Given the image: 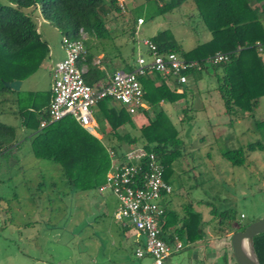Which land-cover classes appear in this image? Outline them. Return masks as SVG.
I'll return each instance as SVG.
<instances>
[{
  "label": "rangeland",
  "instance_id": "374dc122",
  "mask_svg": "<svg viewBox=\"0 0 264 264\" xmlns=\"http://www.w3.org/2000/svg\"><path fill=\"white\" fill-rule=\"evenodd\" d=\"M104 1V20L115 36L114 43L106 50L110 61L104 65L105 72L110 74L117 68L128 70L138 48L148 57L139 40L164 29L171 31L185 51L211 37L191 0L163 14L156 13V0H117L120 11L109 4L110 0ZM30 10L25 11L30 13ZM34 10L38 12L37 8ZM136 17L144 19L138 29ZM33 19L37 25V19ZM40 28L42 37L57 47L61 44L62 31L49 22L42 23ZM90 40L96 44L95 39ZM104 60L107 61V57L103 56ZM51 83L52 72L42 63L25 79L21 91L23 96L30 90L46 93ZM185 85L189 105L181 99L166 108L183 143L168 174L173 191L163 198V204L170 205L166 200L170 195L180 210L183 205L192 203L214 233H223L226 229L219 218L210 213L207 201L218 210L231 207L235 214L230 221L232 224L264 218V149L248 152L241 166L230 164L220 153L222 149L238 148L257 139L264 145V137L252 119L229 121L212 72L202 70L196 76L190 75ZM185 107L191 118L183 121ZM1 108L10 113L1 120L17 127L20 142L13 153L0 156V264H39V260L48 264H153L149 256L134 257L132 238L114 219L118 202L112 192L72 191L57 163L32 154L30 130L20 126L18 114H11L10 109L15 111L16 105L7 102L1 104ZM149 113L132 116L136 124L134 132L149 123L152 112ZM255 115L264 118V97ZM93 116L95 130L101 132L105 123L97 105L93 106ZM104 141L109 143L106 138ZM112 143L117 142L113 139ZM35 221L42 224L37 237H34L36 231L27 225ZM28 239H38L40 247L30 246ZM189 249L185 244L170 260L186 264Z\"/></svg>",
  "mask_w": 264,
  "mask_h": 264
},
{
  "label": "trees",
  "instance_id": "16d2710c",
  "mask_svg": "<svg viewBox=\"0 0 264 264\" xmlns=\"http://www.w3.org/2000/svg\"><path fill=\"white\" fill-rule=\"evenodd\" d=\"M156 1V13L163 14L189 0ZM191 1L198 17L211 34L209 40L188 51L182 48L168 29L153 35L151 40L162 53L173 51L186 60L198 61L202 68L186 70L184 73L188 76H196L202 70L212 72L229 121L252 119L254 126L264 137V118L255 115V109L264 97V0ZM109 4L116 11L121 10L117 0H110ZM28 8H37L38 14L62 31L67 39H79L81 29L86 32L89 38L83 42L87 53L83 61H78V65H87L83 77L91 84L106 76L92 64V57L97 52H103L104 57L109 59L106 50L114 43L115 36L104 20V0L0 2V105L7 102L16 105L14 113L20 116V126L30 130L28 137L32 154L36 158L57 163L72 191L87 192L98 190L105 182L110 168L107 146L119 151L123 144L143 145L160 159L164 168L163 177L169 182L168 174L180 155L183 140L163 104H174L184 99V103L189 105L186 99L187 86L176 81L171 86L156 72L152 76L148 73L140 75L144 98L149 106L144 114L152 112V117L138 132H134L136 124L132 115L120 102L110 98L101 99L96 104L105 123L101 132L96 131L99 136L90 133L71 116L40 127L41 120L48 119L46 108L50 93L28 91L23 96L21 89L15 91L3 84V81L27 79L48 56L47 42L37 31L32 14L25 11ZM90 39H95L96 44ZM217 52L225 54L226 58L217 63L206 64V59ZM131 67L129 64L127 69ZM183 112L185 119L182 120H190L186 107ZM104 138L109 141L108 144L113 139L117 143L108 145ZM19 142L17 127L0 118V156L13 153L19 147ZM263 149L262 140L257 139L245 146L222 149L220 153L230 164L241 166L244 165L248 152ZM207 205L211 206L210 213L218 217L219 222L225 226V234L244 230L254 221L232 224L230 221L235 214L231 207L218 210L209 201ZM203 224L202 213L195 210L190 202L183 205L181 211L167 208L160 222L161 236L169 242L177 236L185 242L193 243L203 239ZM253 244L259 263L264 264V232L254 236Z\"/></svg>",
  "mask_w": 264,
  "mask_h": 264
},
{
  "label": "built area",
  "instance_id": "2783aa9c",
  "mask_svg": "<svg viewBox=\"0 0 264 264\" xmlns=\"http://www.w3.org/2000/svg\"><path fill=\"white\" fill-rule=\"evenodd\" d=\"M143 23L144 19L137 17L136 28ZM85 33L81 29V36L76 40L62 37L65 57L51 68V98L46 108L48 119H42L40 127L71 116L85 129L95 130L93 106L105 98L120 102L132 116L144 114L149 106L144 98L140 75L148 73L152 76L156 72L171 86L174 81L184 85L189 77L184 73L186 70L202 68L198 61L186 60L176 52H160L151 38H144L139 41L145 46L148 57L138 48L130 69H117L107 78L105 76L91 84L83 77L85 65H78L87 53L83 42ZM225 58V54L217 52L206 59V64ZM106 148L110 168L98 191L112 192L118 202L115 221L142 237L134 248V256L137 259L149 256L153 264H165L172 254L184 248L185 241L174 236L169 242L161 236L160 222L166 212L162 200L172 193L173 187L163 177L164 168L160 159L143 145H127L119 151L109 146Z\"/></svg>",
  "mask_w": 264,
  "mask_h": 264
},
{
  "label": "crops",
  "instance_id": "0c3cea01",
  "mask_svg": "<svg viewBox=\"0 0 264 264\" xmlns=\"http://www.w3.org/2000/svg\"><path fill=\"white\" fill-rule=\"evenodd\" d=\"M28 9H30V8H28ZM34 11L35 10L31 8L30 13L32 14V16L35 19H37L36 28L42 37L41 28H40L41 24L42 23H48V21L45 20L43 17H41L37 11L36 12H34ZM86 35L87 34L85 33V36ZM62 37H63V35H62ZM42 38H43V40H45L47 42V45L49 48L48 56L44 60L43 64L46 65L48 67L49 71L51 72V68L53 67V65L56 62L64 59V57H65V51H64V48L62 45V38H61V42H60L61 44L58 45V47L55 46V44L51 40L49 41V39H45V37H42ZM86 38H89V36H86ZM209 39H207V40H209ZM103 56H104L103 52H99L98 54L95 53L92 57V64L96 68H98L100 72L106 74L105 78H107L113 72L111 74L109 72H105L104 69L106 66H104V65L106 62H108L110 60L108 59L107 61H105V60L103 61ZM84 65H85V68L87 69V65L86 64H84ZM117 69H119V68H117ZM117 69H114L113 71H115ZM24 81L25 80H22V84L20 86V89L22 88ZM30 91H37V90H30ZM48 91L50 93L49 97H48L50 100V98H51V84H50ZM49 100H48V102H49ZM178 101L175 102L174 104L164 103L163 107L165 110H167L166 108L168 105H176L178 103ZM11 105L14 106L15 104L12 103ZM10 110H11V114H14V110L13 109H10ZM0 111H1L0 118L5 116L6 114H10L2 108L0 109ZM238 121L239 120H237V122ZM166 200H167V202L168 201L170 202V205H168V204L166 205V202L164 203L166 209L172 208V209H175L177 211H181L177 207V203L174 202L175 199L173 196L170 195L169 197H167ZM34 212L36 213V211H34ZM39 219H41V218L39 217ZM203 221H204V224H203L204 237H203V239L196 241V242H193V243L185 242L187 247L190 248L189 249L190 251H188V255L186 256L187 262H185V263L186 264H236L234 261L233 255H232V251H231L230 246H229V234H225L224 232L220 233L218 231H217V233H214L213 230H210L207 228V223L205 222L204 218H203ZM27 225H30L32 227V229L36 231V234L34 235V233H33V235H34V237H37V233H38L37 231H38V229H40L42 227V224L39 223V221H35V222L29 223ZM43 226L46 227V225H43ZM120 228L126 235H128L129 237L132 238L135 246L138 243V241L142 240V237L139 236L136 233V231H134L133 229H130V228L125 229L123 227H120ZM171 229H173V228H171ZM230 235H231V233H230ZM32 241L30 239H28V241H27L30 244V246L34 245V247L35 246L40 247V243L37 242L38 239L33 241V242ZM184 248H185V246H184ZM183 249H181L179 252H181ZM170 259H171V257L166 261L165 264H178L177 262L172 261ZM36 260H39L38 257L36 258ZM39 262H40L39 264H48V262H43V261L41 262L40 260H39Z\"/></svg>",
  "mask_w": 264,
  "mask_h": 264
},
{
  "label": "water",
  "instance_id": "95a60500",
  "mask_svg": "<svg viewBox=\"0 0 264 264\" xmlns=\"http://www.w3.org/2000/svg\"><path fill=\"white\" fill-rule=\"evenodd\" d=\"M3 84L8 88L18 91L22 80L3 81ZM88 131L95 136H99L93 128H88ZM263 232L264 218L250 222L244 230L231 233L229 245L236 264H260L255 253L253 238L255 235Z\"/></svg>",
  "mask_w": 264,
  "mask_h": 264
}]
</instances>
